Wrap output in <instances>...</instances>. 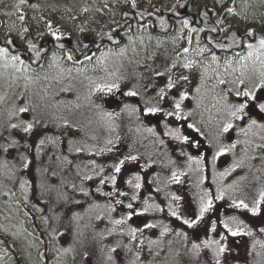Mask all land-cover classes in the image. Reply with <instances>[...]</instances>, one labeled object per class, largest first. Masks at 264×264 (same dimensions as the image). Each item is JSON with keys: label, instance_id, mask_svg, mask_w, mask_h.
I'll use <instances>...</instances> for the list:
<instances>
[{"label": "rangeland", "instance_id": "rangeland-1", "mask_svg": "<svg viewBox=\"0 0 264 264\" xmlns=\"http://www.w3.org/2000/svg\"><path fill=\"white\" fill-rule=\"evenodd\" d=\"M96 3L98 15L174 8L179 18L152 32L138 25L118 48L92 54L87 41L114 29L96 23L88 7ZM56 19L60 25L50 27ZM210 28L216 31L205 37ZM163 30L169 34L157 33ZM44 31L59 37V51L54 38H41ZM261 38L264 0H0V47L8 48L0 57V232L16 252L0 241V264H18L16 257L19 264H220L230 254L236 264H264V113L250 105L243 119L227 114L244 99L236 93L258 82L250 71L239 80L241 64L252 67L243 59L247 45L258 47ZM186 61L193 67L185 69ZM112 84L111 92L100 90ZM180 92L188 93L180 109L186 118L177 120L165 113ZM257 95L264 100V91ZM148 107L160 111L147 114ZM226 122L233 127L224 133ZM175 129L188 142L165 139ZM202 196L212 208L189 228L183 221L198 216ZM241 201L260 210L236 207ZM146 202L153 207L145 210ZM230 218L241 235L218 222ZM206 240L219 244L206 247Z\"/></svg>", "mask_w": 264, "mask_h": 264}, {"label": "snow or ice", "instance_id": "snow-or-ice-1", "mask_svg": "<svg viewBox=\"0 0 264 264\" xmlns=\"http://www.w3.org/2000/svg\"><path fill=\"white\" fill-rule=\"evenodd\" d=\"M25 3V0H19V4L23 5ZM226 11L228 13H233L234 9L233 8H227ZM19 19L21 21L24 20V16L20 15ZM161 23H163V21H161ZM188 21L185 20L184 21V25L187 26ZM25 31H27V29H25ZM212 31H216V29H212ZM53 35H55V33H53ZM249 36L254 35V33L250 30L248 32ZM111 39V37H109ZM57 39H59V37H57ZM8 44H12V41L9 40L7 41ZM35 45L32 44L31 42L28 43V48L29 50H33L35 49ZM247 47L249 49H251L248 53H247V57L243 58L244 60H251L252 61V67L249 69V65L247 63H242L241 64V79L239 80L240 84L244 83V77L246 76L247 72H251V77L252 79L257 80L258 82H256L254 84V87L252 90H245L242 93L241 92H237L236 95L238 97L243 96L244 99L238 104V105H233L231 107L228 108V115L232 118H235L237 120L243 119V114H245V110L249 108V106L251 105L252 107H255L260 113H264V100H262L258 95H257V90L259 91H264V38H261L258 42V47H254L252 44H248ZM204 51V49H199L198 50V54H202ZM183 52L186 54L189 52L188 48H184ZM8 55V48L6 47H0V57H4ZM37 56L40 55L39 52L36 53ZM11 59L13 61H17L20 59L19 56H15L13 55L11 57ZM69 59H71V57H69ZM217 59V57L215 55L212 56V60L215 61ZM193 61H186L182 66L185 69H190L191 67H193ZM230 65V61L228 62ZM258 65V67H257ZM173 67H175L176 65L173 64ZM233 71H235V69H233ZM157 75H162V73H157ZM180 79L187 81L188 77L187 76H181ZM220 83H224L223 80L219 81ZM176 86L175 82L171 79V77H169L168 79V83L166 85L167 89H173ZM117 87V85L112 84V85H104L100 90L103 91L105 89H107V91L111 92L113 88ZM197 92L200 91L199 88L196 89ZM126 95L128 96H135L137 95V93L135 92H127ZM160 100H165L166 96H167V92L165 90V88H161L160 92L158 93ZM186 99H188V93L187 92H180L179 93V98L178 99H174L173 100V111H169L166 112L165 115L167 116H175V118L177 120H181V119H185L186 117H183L181 115L180 109H181V105L183 103V101H185ZM127 107V106H125ZM21 112L26 111V109L21 108L20 109ZM147 114H155L156 112L160 111V109L158 107H148L144 110ZM109 118H111V113H107L106 114ZM190 115V113H189ZM256 120H251L250 124H249V129L253 126L256 125ZM13 127H16V125H13ZM32 126L29 124L26 128L25 131L27 132ZM189 128H194L197 132L199 131L198 128H195V125L193 124H189L188 125ZM233 127L231 122H226L223 127H222V132L227 133L231 128ZM261 127H264V125H261ZM149 131H151V129H149ZM241 131H244L245 134H247L246 130L241 129ZM166 135H171L173 136L175 139L177 140H183L185 143L188 142L189 137L188 136H183L181 137L179 134V129H175L173 131H170L168 133H165ZM232 147H235V145H232ZM226 151V149L222 148L217 155H222L223 152ZM126 159H131V160H135L136 157L135 156H131V157H127ZM190 160L192 159L191 157L189 158ZM124 163V161H120L119 164H117L115 166V171L116 172H120L121 167L120 165H122ZM197 163H199V161H197ZM223 175V174H222ZM112 181L115 182V176H113ZM134 179L137 181L134 184V187L136 189H139L141 187L139 180L140 177L137 175L134 177ZM172 179L176 182L179 181V176L176 175V173H173ZM129 184L132 183L131 180L128 181ZM121 195H125V193H121ZM222 198V194L217 196V199H221ZM133 200L136 199V196L132 197ZM173 199L175 200H179L180 197H176L174 196ZM261 200H264V192L261 193ZM119 202V201H118ZM133 206L132 204H128V208L131 209ZM148 207H153L152 205H147L146 202V208L145 210H147ZM236 207H242L245 209H248L250 212H252L253 214H256L259 210H260V206L259 203H257V205L255 207L249 208L247 204H245L243 201H241L239 204L236 205ZM212 208V200L209 197L207 200H205V198L202 196L201 197V201H200V208H199V214L196 218L194 219H185L183 222L184 224H186L189 228L194 227L199 220H201L204 216V214L206 212L209 211V209ZM171 215L173 216H177V213L175 211H171ZM123 221H115V223L120 224ZM224 229L227 230L228 233L231 234V236H239L242 234L241 229L239 227V222H237L235 220V218H230V220H222L220 222ZM232 225H236V227L234 228ZM145 227H154V225H145ZM215 222H213L212 225V230L215 231ZM133 234L135 232V230H132ZM250 234V233H247ZM222 238H224L222 236ZM204 244L206 247L212 245V244H219L218 241H212V240H206L204 241ZM194 248H198L199 246L196 244H193ZM225 249L223 247H218V251L219 252H223Z\"/></svg>", "mask_w": 264, "mask_h": 264}, {"label": "trees", "instance_id": "trees-1", "mask_svg": "<svg viewBox=\"0 0 264 264\" xmlns=\"http://www.w3.org/2000/svg\"><path fill=\"white\" fill-rule=\"evenodd\" d=\"M34 3L36 2H33L32 4L34 5ZM96 5L97 3L88 6L95 14H97L96 23L106 24V26H108V29L109 28H114V29L109 30L111 32L108 31V33L105 34L104 36L95 35L94 37L97 38L95 39V41L93 40L87 41L86 46H88L87 48H90L88 53L97 52L100 49H105V48L106 49L118 48L119 46H121L123 43L126 42L128 36L131 35L130 34L131 30L137 27L138 25H141V27H145L149 30V32H152L154 29L152 27H154V25H156L157 23H160L161 21H165V20H169V22H172L173 20H176L179 18V16H177L179 14V10H174V8L170 10L168 13L166 12L160 13L159 12L160 10L159 11L156 10L154 15L150 13H146L142 15L139 12H137V14H134L135 10L127 7L128 9L123 11L122 13H119V11L115 9V10H110V12H108L107 14L98 15V11L100 9H98ZM169 17H171V19H169ZM222 20H225V18L223 17ZM54 23L55 24L50 23L49 26L51 27L52 25L54 26L60 25L61 21L59 19H56L54 20ZM51 31L49 32L44 31L43 36L41 38L46 39V40L49 38H54L56 41V45L55 44L51 45V47L52 49H56L57 51H59L60 47L63 46V43L59 39H57V36L53 35V37H50L52 36V34H50ZM210 31L212 32L211 28L210 30H207L206 32H204V36L205 37L211 36L212 33ZM157 33L163 36H167L169 34L167 30L158 31ZM109 37H111V39ZM205 39L206 38H204V40ZM85 48L86 47H84V49ZM87 48L84 50L85 52H87L88 50ZM76 51L80 54L85 53L83 50H80L79 48H76ZM165 139L167 140L169 139L168 135L166 134H165ZM177 147H180V144H176V148ZM146 176L144 178H147ZM147 184H149V182ZM150 186L151 185H149V188ZM210 217L212 216L210 215ZM218 222L220 223V219H218ZM200 225L201 224H196L193 228H196V227L199 228ZM0 241L9 249V251L16 254L15 250H13L11 245L8 244L9 239L6 236H4L1 232H0ZM16 261L18 262V264L20 263V260L18 257H16ZM221 261L222 262L220 264H223V263L236 264L235 258L231 254L230 256H227V258Z\"/></svg>", "mask_w": 264, "mask_h": 264}, {"label": "water", "instance_id": "water-1", "mask_svg": "<svg viewBox=\"0 0 264 264\" xmlns=\"http://www.w3.org/2000/svg\"><path fill=\"white\" fill-rule=\"evenodd\" d=\"M118 98H119V99H122V96H121V95H119V96H118Z\"/></svg>", "mask_w": 264, "mask_h": 264}]
</instances>
